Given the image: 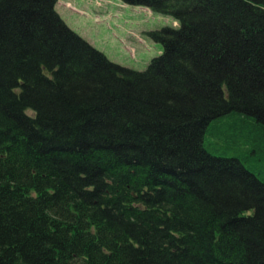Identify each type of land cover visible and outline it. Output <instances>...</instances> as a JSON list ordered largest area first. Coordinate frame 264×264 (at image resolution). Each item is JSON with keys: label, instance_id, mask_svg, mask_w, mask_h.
I'll return each instance as SVG.
<instances>
[{"label": "trees", "instance_id": "obj_1", "mask_svg": "<svg viewBox=\"0 0 264 264\" xmlns=\"http://www.w3.org/2000/svg\"><path fill=\"white\" fill-rule=\"evenodd\" d=\"M0 0V264H264V0L169 16L144 71Z\"/></svg>", "mask_w": 264, "mask_h": 264}, {"label": "rangeland", "instance_id": "obj_2", "mask_svg": "<svg viewBox=\"0 0 264 264\" xmlns=\"http://www.w3.org/2000/svg\"><path fill=\"white\" fill-rule=\"evenodd\" d=\"M56 11L109 60L137 71L146 70L163 52L148 33L175 23L172 17L121 0H59Z\"/></svg>", "mask_w": 264, "mask_h": 264}]
</instances>
